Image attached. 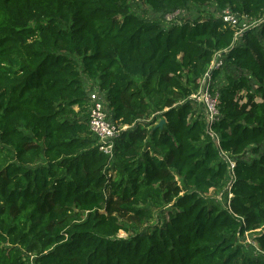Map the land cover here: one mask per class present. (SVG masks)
I'll return each mask as SVG.
<instances>
[{
	"label": "trees",
	"instance_id": "obj_1",
	"mask_svg": "<svg viewBox=\"0 0 264 264\" xmlns=\"http://www.w3.org/2000/svg\"><path fill=\"white\" fill-rule=\"evenodd\" d=\"M130 1L0 0V264H264V21L239 41L208 11L166 27ZM142 1L164 18L212 4L264 16V0ZM216 51L226 82L209 126L191 96ZM84 75L129 126L112 156ZM229 177L226 204L207 195Z\"/></svg>",
	"mask_w": 264,
	"mask_h": 264
},
{
	"label": "built area",
	"instance_id": "obj_2",
	"mask_svg": "<svg viewBox=\"0 0 264 264\" xmlns=\"http://www.w3.org/2000/svg\"><path fill=\"white\" fill-rule=\"evenodd\" d=\"M180 10H177L173 13H169L166 16V20L168 22L177 21L176 18L179 14ZM224 22H226L229 26L235 29V39L238 40L244 35V32L248 29H251V24L249 21L255 23L256 26L260 25L262 21H264V16L260 19H252L247 14H239L234 12L230 8H226L221 14ZM226 51V50H225ZM224 51H216L213 57L212 62L208 66L207 71L200 77L199 79V89L197 92L192 94V99H197L199 101L204 102L205 110H206V119L210 126L211 123L218 120L220 115L219 110V91H215L212 86L211 81H213L212 71L216 69H220L224 66L223 59ZM89 126L91 132L98 138V145L100 150L106 153L109 156L113 155V140L116 135L124 129H127L128 125H118L116 122H113L109 118V114L107 112L106 102L101 97L99 92H92L90 97V115H89ZM211 135L217 138V142H219L218 136L209 129ZM227 157V154H225ZM230 170L232 171L235 167V162L230 160ZM31 259L34 258V255H31ZM32 264H35L31 261Z\"/></svg>",
	"mask_w": 264,
	"mask_h": 264
},
{
	"label": "rangeland",
	"instance_id": "obj_3",
	"mask_svg": "<svg viewBox=\"0 0 264 264\" xmlns=\"http://www.w3.org/2000/svg\"><path fill=\"white\" fill-rule=\"evenodd\" d=\"M130 7L131 10L137 14H139L142 17L148 18V19H161V21L163 22V24L167 27L171 25V22H168L166 20V16L164 18V16L162 17L159 14H156L152 11L151 7L146 4L145 2H143L142 0H131L130 1ZM208 11L209 13L219 17L221 16V12L220 9L215 6V5H208V6H202V7H197L195 5H191L190 9H184L182 11L179 12L176 20L178 21H183L188 19H192V18H196L199 15V11ZM203 15H206L207 12H203ZM173 22V21H172ZM251 24V29L252 28H256L254 27L256 24L253 23L252 21H249ZM248 29V30H251ZM242 38V37H241ZM241 38H239V41L241 40ZM78 59H80V57H78ZM226 68V67H225ZM225 68L224 70H222L221 75L216 78L215 80L211 81L213 88L215 89V91H219L220 87L226 82V76H225ZM221 70V69H220ZM228 73H231L232 75H240L242 72H240V70H232V69H227ZM84 81H85V87L87 88L88 92H99L98 88H99V84H98V80L93 79V78H89L88 76L84 75ZM251 78V77H250ZM253 80V79H252ZM257 87V84L254 85V88ZM195 99V98H194ZM197 100V99H195ZM246 99H244L245 102ZM257 101H261V98L259 95H257L256 97ZM199 101V100H197ZM202 102V101H199ZM204 103V102H202ZM196 108H198V105L195 104ZM204 110H205V104H202ZM75 111H78V106H74L73 107ZM206 112V110H205ZM145 123L149 124L148 128L153 127L154 125V114L153 115H148L147 118H145L143 120ZM158 124V123H156ZM226 159H230L233 161V158L231 155L227 154V157L225 156ZM113 159V158H112ZM231 174V173H230ZM230 176V175H229ZM232 178L229 177L228 181L226 182V184H222L220 187L217 188H212L210 190V192L207 194L210 198L215 199L217 201L222 202L223 204H226L227 199L229 198V187H230V180ZM156 210V216L151 220L150 222V226L155 225L157 223H162L163 219L167 216V212L168 210H171V204H168L167 206H165V209L161 212L160 210ZM161 215V217L159 216ZM120 236H127V234L124 231L120 232ZM255 238V233H246L245 237L241 239L242 244H244L245 246H247L248 248H250L255 254L259 253L260 250L258 248V243L257 241L254 239ZM32 257H30V261H33V259H31Z\"/></svg>",
	"mask_w": 264,
	"mask_h": 264
},
{
	"label": "water",
	"instance_id": "obj_4",
	"mask_svg": "<svg viewBox=\"0 0 264 264\" xmlns=\"http://www.w3.org/2000/svg\"><path fill=\"white\" fill-rule=\"evenodd\" d=\"M165 121H162L160 125H162Z\"/></svg>",
	"mask_w": 264,
	"mask_h": 264
}]
</instances>
